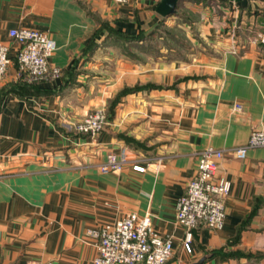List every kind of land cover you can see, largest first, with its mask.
Masks as SVG:
<instances>
[{
  "label": "crops",
  "instance_id": "obj_1",
  "mask_svg": "<svg viewBox=\"0 0 264 264\" xmlns=\"http://www.w3.org/2000/svg\"><path fill=\"white\" fill-rule=\"evenodd\" d=\"M159 2L0 0L12 59L0 80V264H93L87 230L128 212L171 238L165 264H264V147L219 160L217 175L231 182L224 225L193 228L191 252L175 217L202 149L264 131V0H180L168 17ZM20 27L48 33L58 77L20 79L8 34ZM165 27L184 30L186 60L144 55ZM97 106H111L104 129L76 131ZM121 151L123 169L101 173Z\"/></svg>",
  "mask_w": 264,
  "mask_h": 264
},
{
  "label": "built area",
  "instance_id": "obj_2",
  "mask_svg": "<svg viewBox=\"0 0 264 264\" xmlns=\"http://www.w3.org/2000/svg\"><path fill=\"white\" fill-rule=\"evenodd\" d=\"M129 1L114 0L116 4ZM8 34L16 45L17 72L20 78L38 81L60 75V69L49 62L54 46L47 32L20 27L9 30ZM11 60L9 45L0 42V80L5 77ZM235 108L239 109L240 106L236 104ZM106 124V109L98 106L84 114L73 124V128L95 136ZM255 147H264L262 130L252 129L244 145L229 150L208 146L199 152L196 172L175 205L176 221L185 230L182 246L186 252H191L192 249L193 228L204 225L217 231L224 225V198L231 189V182L226 177L217 175L219 160L226 151L235 159L242 160L247 151ZM126 162L124 151L118 154L112 152L107 155L99 170L101 173H117ZM150 165L134 164L132 167L134 170L144 171ZM87 231L95 248L93 264H165L173 254L171 238L161 236L147 215L139 216L135 212H128L114 223L100 224Z\"/></svg>",
  "mask_w": 264,
  "mask_h": 264
},
{
  "label": "rangeland",
  "instance_id": "obj_3",
  "mask_svg": "<svg viewBox=\"0 0 264 264\" xmlns=\"http://www.w3.org/2000/svg\"><path fill=\"white\" fill-rule=\"evenodd\" d=\"M161 33L162 38L149 39L148 45L144 47V55L147 53L153 56L165 57L166 59L170 57L178 61H184L191 55L190 52L193 50H191V45L185 37L183 29L180 27H165ZM168 47L173 48V51L168 50ZM159 49L161 52H157Z\"/></svg>",
  "mask_w": 264,
  "mask_h": 264
},
{
  "label": "water",
  "instance_id": "obj_4",
  "mask_svg": "<svg viewBox=\"0 0 264 264\" xmlns=\"http://www.w3.org/2000/svg\"><path fill=\"white\" fill-rule=\"evenodd\" d=\"M180 0H160V2L156 6V11L163 17H168L170 15H174L176 13L177 4ZM188 1H196V0H188ZM205 256L200 258L199 260L192 262L190 264H201L205 260Z\"/></svg>",
  "mask_w": 264,
  "mask_h": 264
},
{
  "label": "trees",
  "instance_id": "obj_5",
  "mask_svg": "<svg viewBox=\"0 0 264 264\" xmlns=\"http://www.w3.org/2000/svg\"><path fill=\"white\" fill-rule=\"evenodd\" d=\"M17 65V63H16ZM21 80H23L22 78H20ZM39 81V80H38ZM37 80L36 81H26V80H23V82H26V83H29V84H33V83H36L38 82ZM130 88H127L126 90H129ZM122 92H125V91H122ZM121 92V93H122ZM118 95H120V93H118ZM112 103V102H111ZM110 109H111V106H109V109L106 110V118H107V122H108V119H109V114H110Z\"/></svg>",
  "mask_w": 264,
  "mask_h": 264
}]
</instances>
